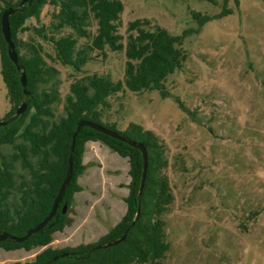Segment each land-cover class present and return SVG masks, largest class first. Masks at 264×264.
I'll return each mask as SVG.
<instances>
[{
    "label": "rangeland",
    "instance_id": "1",
    "mask_svg": "<svg viewBox=\"0 0 264 264\" xmlns=\"http://www.w3.org/2000/svg\"><path fill=\"white\" fill-rule=\"evenodd\" d=\"M122 2L119 33L125 46L136 20H149L151 30L186 34L180 46L186 61L163 83L167 97L158 90L124 88L99 107L103 123L116 124L119 131L139 124L166 146L164 173L174 202L164 216L170 250L163 264H264V0ZM224 10L231 13L222 16ZM53 11L44 7L40 21L29 20L21 37L40 42L48 63L60 71L58 120L72 83L93 74L123 81L127 57L125 49L89 50L81 72L53 62L47 57L55 56L52 44L34 31L51 23ZM195 14L211 19L200 27ZM97 27L91 19L90 37L79 39L78 48H90ZM10 110L0 61V122ZM1 150L11 153L12 147ZM84 163L82 191L66 209L56 248L97 242L126 213L128 161L106 144L90 142ZM17 172L25 174L20 166ZM37 252L0 249V264L29 260Z\"/></svg>",
    "mask_w": 264,
    "mask_h": 264
},
{
    "label": "trees",
    "instance_id": "2",
    "mask_svg": "<svg viewBox=\"0 0 264 264\" xmlns=\"http://www.w3.org/2000/svg\"><path fill=\"white\" fill-rule=\"evenodd\" d=\"M23 1L0 0L1 75L11 104V110L3 119L7 124L0 126V234L21 238L47 218L66 179L72 136L80 121L100 124L127 140L144 145L148 169L140 195L144 169L142 152L127 142L84 127L76 138L73 177L54 218L24 242L0 241V249L7 252L38 250L31 259L11 264H163L170 250L164 216L174 202L170 180L164 173L169 166L166 146L153 131L139 124L131 123L126 130L119 131L116 124L103 123L99 107L124 88L135 93L158 90L167 97L163 83L186 61L180 48L186 34L173 36L164 28L151 30L149 20H136L129 24L130 35L125 46L119 33L124 11L122 0H28L22 5ZM235 2L238 4L239 0ZM48 5L54 7L51 23L35 27L34 31L38 38L52 44L55 56L47 57L53 62L81 72L90 60L89 50L104 51L109 47L117 52L125 49L127 57L123 81L114 82L108 76L93 74L72 83L64 99L65 115L58 120L56 107L63 103L60 71L48 63L40 42L25 41L21 37L29 29L27 22L40 21ZM10 8L15 10L10 17V30L21 70L10 59L2 33L1 19ZM228 13L231 12L224 10L222 16ZM91 19L97 22V33L90 48H78L79 39L90 37ZM195 19L202 27L211 18L195 14ZM64 29L72 32L61 35ZM23 72L28 96L21 82ZM23 102H28V108L16 117ZM90 142L106 144L128 161L131 180L124 200L126 213L97 242L56 248L53 246L55 235L64 231L68 220L63 206L70 209L76 194L82 191L80 180L87 168L84 157ZM6 145L12 147L11 153L2 152ZM18 166L25 174H18ZM139 210L138 220L130 227ZM125 234V240L119 244L102 247Z\"/></svg>",
    "mask_w": 264,
    "mask_h": 264
},
{
    "label": "water",
    "instance_id": "3",
    "mask_svg": "<svg viewBox=\"0 0 264 264\" xmlns=\"http://www.w3.org/2000/svg\"><path fill=\"white\" fill-rule=\"evenodd\" d=\"M26 1L28 0H24L22 2V5L23 3H25ZM15 13V10L13 8H10L8 10H6L2 16V19H1V24H2V33H3V36L8 44V54L10 56V59L14 62V64L17 66V68L19 70H21V66L19 65V58H18V54H17V51H16V47H15V44L13 43L12 41V38H11V30H10V17ZM21 82H22V86H23V89H24V93L26 96L29 95V92L27 91V78H26V74L23 72L22 73V76H21ZM28 108V102H23L21 104V106L18 108L17 112H16V117L22 115ZM7 122L6 121H1L0 122V126H4L6 125ZM84 127H89V128H92L100 133H103L107 136H110L112 138H115L117 140H120L122 142H127L130 146L134 147V148H137L139 149L141 152H142V155H143V160H144V169H143V174H142V182H141V187H140V192L139 194L141 195L142 192H143V189H144V184H145V180H146V174H147V169H148V159H147V150L146 148L144 147V145L140 144V143H137V142H134V141H130V140H127L125 137L121 136L120 134H118L117 132L113 131V130H110L108 128H106L105 126H102L100 124H97V123H94V122H91V121H88V120H83V121H80L78 124H77V128H76V131L74 132L73 136H72V145H71V149H70V153H71V156H70V159H69V168H68V172H67V175H66V179L65 181L63 182V184L61 185V188L59 190V193L54 201V204H53V207H52V210L51 212L49 213V215L47 216V218L41 222L40 224H38L35 228L29 230L25 236L21 237V238H17V237H10L9 234L7 233H3V234H0V241H5V240H8V239H12L16 242H24L26 241L27 239H29L32 235L38 233L39 231H41L42 229H44L48 223L54 218L62 200H63V197H64V193L67 189V187L69 186V184L71 183V180H72V177H73V153H74V150H75V145H76V138L77 136L79 135L80 131L84 128ZM66 209H67V205H64L63 206V213L65 214L66 213ZM139 215H140V210L138 211L137 213V217L136 219L134 220V222L131 224L130 227L134 226V224L136 223V221L138 220L139 218ZM126 238V234L123 235V237H121L120 239L118 240H115L113 242H110L108 244H105L104 246H102L103 248H108V247H111V246H114V245H117L119 244L120 242L124 241Z\"/></svg>",
    "mask_w": 264,
    "mask_h": 264
}]
</instances>
